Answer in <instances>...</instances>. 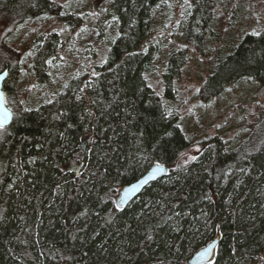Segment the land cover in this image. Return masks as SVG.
<instances>
[{
    "label": "trees",
    "instance_id": "trees-1",
    "mask_svg": "<svg viewBox=\"0 0 264 264\" xmlns=\"http://www.w3.org/2000/svg\"><path fill=\"white\" fill-rule=\"evenodd\" d=\"M161 1L111 0L104 17L117 24L106 58L34 105L16 86L21 44L5 37L39 15H78L63 0H0L8 23L0 71L8 72L2 88L13 112L0 129V264H188L216 237L201 264H264V135L250 149L256 128L236 144L218 131L199 136L171 107L187 75L198 80L200 101L243 79L245 87L263 83L264 28L260 36L243 28L245 0H166L184 4L188 48L164 46L159 94L146 73L161 50L152 34L164 26L154 16ZM32 41V79L42 86L62 39L46 29ZM196 143L202 151L193 160L186 151ZM155 164L165 172L120 204V189Z\"/></svg>",
    "mask_w": 264,
    "mask_h": 264
},
{
    "label": "rangeland",
    "instance_id": "rangeland-1",
    "mask_svg": "<svg viewBox=\"0 0 264 264\" xmlns=\"http://www.w3.org/2000/svg\"><path fill=\"white\" fill-rule=\"evenodd\" d=\"M111 0H63V10L77 14V20H62L58 15H39L17 25L6 42L21 44L22 62L16 71L17 87H26L25 94L32 104L49 100L50 86L62 88L69 74L91 73L94 64L105 58L108 46L105 43L116 29V20L105 18V6ZM245 12L242 16V26L247 31H258L264 28V0H245ZM183 3L172 8L171 2L162 0L154 9L157 23L164 25L152 33L158 37L160 44L157 69L146 73L149 83L162 94L161 73L158 66L164 67V46L171 43L188 48L179 22ZM174 16L173 19H171ZM8 27L4 19H0V37H3ZM46 29H56L62 39V47L55 62L47 65L49 76L42 86L32 79V59L38 42H33L36 34ZM38 49V48H37ZM103 50V51H102ZM194 64L200 63V57L195 53ZM195 73V72H194ZM188 76V75H187ZM185 77L183 90L177 95L171 107L178 110L190 126L195 125L197 134L220 132L219 137L224 142L236 144L250 129L256 128L255 140L246 144L245 149L256 145L258 138L264 135V82H252L247 87L244 79L241 82L226 85L215 97L200 101L196 92L198 80ZM194 77V76H193ZM205 129V130H204ZM198 136V137H199ZM204 137V135L202 136ZM202 144H194L187 151L188 156H195L202 151ZM69 165L78 168V162L73 158Z\"/></svg>",
    "mask_w": 264,
    "mask_h": 264
},
{
    "label": "water",
    "instance_id": "water-1",
    "mask_svg": "<svg viewBox=\"0 0 264 264\" xmlns=\"http://www.w3.org/2000/svg\"><path fill=\"white\" fill-rule=\"evenodd\" d=\"M7 71V69H4ZM2 70V71H4ZM5 79V78H4ZM4 79H0V94H2V99H0V113L7 111L9 113L8 121L5 123V126L10 123L13 117V112L11 108L6 104L5 101V92L2 88V83ZM164 167L155 164L148 170H146L141 176L136 180L130 182L127 185H124L118 196V202L122 205L129 203L149 182L158 178L164 172ZM218 238H214L212 241L207 243L205 246L196 250L192 256L188 259V264H201L207 262L212 258L215 245Z\"/></svg>",
    "mask_w": 264,
    "mask_h": 264
},
{
    "label": "snow or ice",
    "instance_id": "snow-or-ice-1",
    "mask_svg": "<svg viewBox=\"0 0 264 264\" xmlns=\"http://www.w3.org/2000/svg\"><path fill=\"white\" fill-rule=\"evenodd\" d=\"M186 3H188V0H186ZM190 6V4H189ZM253 35L260 36L261 33L259 31H253ZM50 62V61H49ZM6 76H8V72L6 70L0 71V79H4ZM0 99H2V94H0ZM51 102V101H49ZM21 104L23 101L20 102ZM23 111H30V109H24ZM9 113L7 111L0 113V129H3L5 126V123L8 121ZM0 136H2V133H0ZM191 159L195 160L196 157L192 156ZM11 187V185H9Z\"/></svg>",
    "mask_w": 264,
    "mask_h": 264
},
{
    "label": "bare ground",
    "instance_id": "bare-ground-1",
    "mask_svg": "<svg viewBox=\"0 0 264 264\" xmlns=\"http://www.w3.org/2000/svg\"><path fill=\"white\" fill-rule=\"evenodd\" d=\"M160 166H162V165H160ZM162 167H164V166H162ZM164 169H165V167H164ZM164 172H165V170H164ZM164 172H163V173H164ZM163 173H162V174H163Z\"/></svg>",
    "mask_w": 264,
    "mask_h": 264
}]
</instances>
